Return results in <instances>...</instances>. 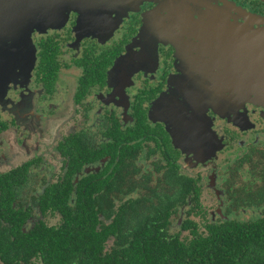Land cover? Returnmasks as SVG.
Instances as JSON below:
<instances>
[{
	"label": "flooded vegetation",
	"instance_id": "obj_1",
	"mask_svg": "<svg viewBox=\"0 0 264 264\" xmlns=\"http://www.w3.org/2000/svg\"><path fill=\"white\" fill-rule=\"evenodd\" d=\"M86 3L90 18L102 19L97 31L77 11L53 28L33 30L31 70L0 95V257L43 264L41 253L29 248L38 236L30 235L58 229L78 197L90 199L88 211L98 214L136 201L179 214L177 225L181 214H215L219 207L224 214L261 213L247 196L264 185V108L231 105V116L244 119L237 126L207 106L214 142L223 143L209 156L175 147L158 120L178 102L236 98L211 39L220 30L216 16L192 6L175 28L174 0ZM189 3L203 11L235 4L264 17V0ZM22 53L15 58L24 59ZM226 151L231 159L222 166Z\"/></svg>",
	"mask_w": 264,
	"mask_h": 264
},
{
	"label": "trees",
	"instance_id": "obj_2",
	"mask_svg": "<svg viewBox=\"0 0 264 264\" xmlns=\"http://www.w3.org/2000/svg\"><path fill=\"white\" fill-rule=\"evenodd\" d=\"M247 198L262 212L247 217L224 214L219 207L215 214H181L177 225L179 214L142 208L136 201L115 213L98 214L88 211L90 199L78 197L74 210L62 212L58 229L34 230L30 237H38L29 248L41 253L43 264H264V185ZM0 261L10 264L3 256Z\"/></svg>",
	"mask_w": 264,
	"mask_h": 264
},
{
	"label": "water",
	"instance_id": "obj_3",
	"mask_svg": "<svg viewBox=\"0 0 264 264\" xmlns=\"http://www.w3.org/2000/svg\"><path fill=\"white\" fill-rule=\"evenodd\" d=\"M86 1L0 0V95L9 83L22 79L31 70L33 62L28 65V53L33 45V30L43 32L53 28L62 20H67L71 12L77 11L81 14L80 22L88 24V30L97 31L102 19L90 18ZM190 1L195 0H174L175 28H182V22L190 14L192 6L199 8L200 13L216 16L215 23L220 25V30L211 39L216 40V45L220 47L218 60L222 65V77L228 80L226 85L236 92V98L232 101L189 99L178 102L169 114L158 120L165 124L175 147L208 155L221 150L223 143L220 140L214 142L207 106H212L221 118H227L228 122L237 126H241L244 119L240 113L231 116V105H237L238 109L245 104L264 108V27L255 28V25L264 24V17L235 4L221 8L206 6L203 11L202 5L190 4ZM225 14L235 15L243 22L229 23L224 19ZM23 51L24 59H16V54H23ZM165 100H162L163 104Z\"/></svg>",
	"mask_w": 264,
	"mask_h": 264
},
{
	"label": "rangeland",
	"instance_id": "obj_4",
	"mask_svg": "<svg viewBox=\"0 0 264 264\" xmlns=\"http://www.w3.org/2000/svg\"><path fill=\"white\" fill-rule=\"evenodd\" d=\"M218 58H219V55H218ZM232 78H233V77H232ZM254 106H255V105H254ZM262 108H263V107H262ZM227 157L229 158L228 161L230 162L231 157H229L228 152H227V151H226V152H223V154L221 155V158H220V162L222 161V166H223L224 164H227L226 161H225ZM247 217H249V215H247ZM247 217H246V218H247Z\"/></svg>",
	"mask_w": 264,
	"mask_h": 264
}]
</instances>
